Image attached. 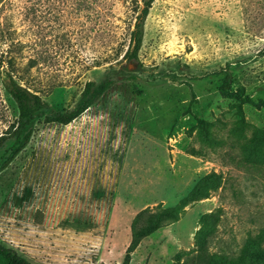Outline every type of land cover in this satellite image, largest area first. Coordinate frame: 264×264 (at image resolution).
I'll return each mask as SVG.
<instances>
[{
    "label": "rangeland",
    "instance_id": "1",
    "mask_svg": "<svg viewBox=\"0 0 264 264\" xmlns=\"http://www.w3.org/2000/svg\"><path fill=\"white\" fill-rule=\"evenodd\" d=\"M136 10L134 0L0 5V137L17 120L7 55L49 105L0 172V245L28 264H123L145 210L142 228L172 218L130 264H229L264 247V110L221 94L230 73L229 93L264 101V0H155L129 72ZM107 81L81 118L46 122L74 109L86 83Z\"/></svg>",
    "mask_w": 264,
    "mask_h": 264
},
{
    "label": "trees",
    "instance_id": "2",
    "mask_svg": "<svg viewBox=\"0 0 264 264\" xmlns=\"http://www.w3.org/2000/svg\"><path fill=\"white\" fill-rule=\"evenodd\" d=\"M7 0H0V5L5 4ZM136 5V23L130 36V44L127 51L124 53L122 61L127 62V70L135 72L136 65H140L139 53L142 48L145 23L149 16L150 10L155 0H134ZM8 53V52H6ZM5 79L3 86L7 95L12 99L17 108V120L9 131L0 137V149L6 142L16 139L19 140L17 146L9 153L0 165V172L5 170L15 158L28 146L31 141V132L23 135V132L32 120L38 115L44 113L49 108V105L43 100L39 91L32 89L30 81L26 79L29 75V70L25 69L23 75L18 77L12 58L6 57L5 62ZM134 69H131V66ZM230 73H226L225 84L226 88L221 89V94L225 99L236 101L240 104L251 106H259L264 110V101L255 102L253 99L245 94L243 88H239L236 93H229L228 86L232 82ZM112 82L107 81L97 85L95 82L86 83L81 97L76 107L63 113H58L46 119L49 125L68 126L77 119L81 118L93 105L103 99L107 92L111 89ZM33 196V188L27 186L23 191V196L18 200V205L23 206ZM148 210L139 213L132 223V242L126 252L123 264H130L132 254L140 246L142 239L149 233V231L160 228L167 221L172 218L170 211L161 212L155 219L154 225H149L142 228L144 221L147 218ZM150 226V227H149ZM264 236V235H263ZM259 243L264 244V238L259 236ZM229 264H264V247L259 248L258 251L251 254L249 258L242 259L235 262H228ZM0 264H28L24 259L19 257L15 252L4 249L0 245Z\"/></svg>",
    "mask_w": 264,
    "mask_h": 264
}]
</instances>
